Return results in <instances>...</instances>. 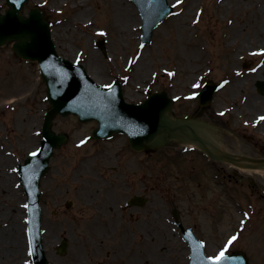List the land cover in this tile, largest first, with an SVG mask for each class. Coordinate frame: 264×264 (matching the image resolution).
<instances>
[{
    "label": "rangeland",
    "instance_id": "1",
    "mask_svg": "<svg viewBox=\"0 0 264 264\" xmlns=\"http://www.w3.org/2000/svg\"><path fill=\"white\" fill-rule=\"evenodd\" d=\"M75 1L52 4L53 0H27L21 12L26 14L33 7L42 10L60 56L78 60L87 70L89 52L96 53L94 64L100 71L92 73V78L102 85L119 79L128 102L139 103L151 92L164 90L174 98L167 113L169 117L180 118L188 112V118L203 123L227 152L264 158V121L256 119L264 116V95L254 85L255 80L264 78L250 77L258 67L260 55L239 54L232 66L242 74L260 103L251 115H242L233 105L231 95L221 89L222 82L231 75L228 62L232 56L223 45L230 38L229 21L235 22L243 16L241 8L228 7L226 12L219 6L221 0H182L173 7L176 2L167 0L173 8L171 14L152 31L150 42L142 44L141 19L131 0L128 3L134 10L135 25L130 37L120 39L109 26L110 13L101 0H81L91 16L89 24L82 21L86 16L76 23L65 22L75 14L70 9ZM6 8L4 0H0V11ZM185 11L187 23L182 30L177 29L176 18ZM197 12L201 13L199 17ZM197 19L198 23L194 24L193 20ZM66 25L68 29H62ZM62 32L63 42L56 35ZM238 33L245 39L253 37L245 27ZM99 38L105 41L106 56L95 46ZM189 44L202 55L195 71H192L194 65L184 59ZM140 53L146 54L148 65L137 74L135 64ZM130 59L134 61L132 65L127 63ZM165 69L174 75L169 77ZM206 82L215 83L216 90L210 103L199 108L198 93ZM194 83L200 87L193 88ZM192 93L195 96L187 99ZM45 96L37 63L19 58L10 42L1 46L0 156L4 158L0 161V172L5 170L12 179L5 183L0 180V209L8 208L10 217L13 207L20 208L18 224L24 239L25 196L18 181L17 165L39 145L43 115L49 107ZM12 98L18 100L14 104H1ZM95 127L96 122L80 123L73 115H56L52 120V129L64 133L67 139L54 150L39 183L42 229L51 241L44 250L46 257L49 252L53 256L51 260L47 257L48 264H131L132 261L156 264L159 258L158 262L163 264H187L188 250L173 224V209L178 210L183 225L192 227L204 242L208 255H214L230 235H237V241L229 249L244 251L250 264H264V172L214 161L197 149L185 150L168 133L163 134L160 144L134 151L121 134L102 140L92 138ZM81 140L86 142L77 147ZM91 183L96 185V195L85 186ZM141 193L148 197L142 208L125 205L130 196ZM102 200L114 208L117 225L114 230L107 226L95 232L88 220ZM67 201L69 208L65 207ZM2 216L0 230L10 223ZM120 227L126 234L122 231L119 234ZM60 239L68 242L64 255L55 251ZM25 244L24 260L19 264H31ZM43 244L45 247L44 241ZM5 246L4 240H0V249ZM134 248L138 253L133 260L128 253ZM139 251L146 253L148 261L140 262Z\"/></svg>",
    "mask_w": 264,
    "mask_h": 264
},
{
    "label": "water",
    "instance_id": "2",
    "mask_svg": "<svg viewBox=\"0 0 264 264\" xmlns=\"http://www.w3.org/2000/svg\"><path fill=\"white\" fill-rule=\"evenodd\" d=\"M6 1L12 8L7 10L5 15L0 16V45L8 39H14L16 41L13 44V49L18 55L38 61L47 86L48 100L51 104V109L45 115L42 128L41 152L33 159L27 160L23 169L28 172L31 161H36L38 174L41 173L46 167L51 149L64 141L62 134L56 135L50 130L52 116L57 112L62 115L77 114L80 121L96 119L99 126L92 133L96 138L109 136L113 131L126 132L133 148H143L144 142L150 141L161 126V117L164 110L169 106L165 93L154 94L138 106L125 104L122 101L119 83H116L115 87L111 89L102 88L86 75L79 63L72 64L56 55L54 44L50 40L49 29L38 9L30 10L28 18H24L18 15L23 0ZM145 1L142 6L140 5L144 20L149 18L148 9L151 6H156L150 22L145 24L147 30L145 38L147 40L150 30L158 20L167 15L169 8L166 7L164 0ZM99 44L103 49L102 41ZM257 87L261 93H264L262 82H257ZM211 91L212 88L200 96V104L208 101ZM217 157L230 162L237 161L235 157L223 152H220ZM257 162L264 163V160ZM36 186L37 177L32 183L29 195L31 198L30 209L31 211L33 209L31 217L35 216V221H38ZM138 203L141 204L142 202ZM32 231L34 234L37 233L38 227L36 228L34 225ZM35 236L34 264H45L39 238L36 234ZM64 248L65 243H62L58 247V252L63 253ZM192 257L193 264H200V255L196 251L193 252Z\"/></svg>",
    "mask_w": 264,
    "mask_h": 264
},
{
    "label": "bare ground",
    "instance_id": "3",
    "mask_svg": "<svg viewBox=\"0 0 264 264\" xmlns=\"http://www.w3.org/2000/svg\"><path fill=\"white\" fill-rule=\"evenodd\" d=\"M67 0H53L52 4H63ZM106 4L107 11L110 13V22L109 26L112 28L113 32L117 34L118 39L123 37H130L131 30L133 29V26L135 25V14L133 8L128 3V0H101ZM169 2H176V0H168ZM221 7L225 8L226 12H228L229 9H232L233 6L237 8H241L243 12V16L239 18V20H236L235 22L229 23L228 26V32L230 34V38L226 43L223 45V47L230 49L231 58L228 62L229 66V72L231 73L229 78H226L225 81H227V84H224L222 87V91L226 92L228 95H231L233 99V105H235L239 112H242V115H251V113L257 109L260 105L258 100L255 96L252 94V89L246 85L245 79L242 76V74L233 69V65L236 63L237 56L239 54L253 52L260 55V60L258 62V67L255 70L254 73L250 75L252 79L255 78H264V0H221L219 3ZM85 2L81 0H77L74 3L71 4V10L74 11V15L67 17L65 19V22L67 23H76L79 22L78 20L82 19V17L86 16V18L83 21V23H90L89 19L91 18L89 11L84 7ZM185 11L183 14H181L179 17L176 18V27L177 29H183V26L187 23ZM113 15V20H112ZM242 24V25H241ZM68 25V24H67ZM63 27L62 29L66 30L68 29V26ZM247 28L252 33V38L245 39L241 37L240 30L243 28ZM58 28V27H57ZM56 28V29H57ZM237 32V33H236ZM236 33V34H235ZM57 36H60L61 41L63 42L65 40V35H63V32L60 34H56ZM250 44V48L248 46ZM65 45V44H64ZM195 48L199 47L197 44H193ZM66 46V45H65ZM188 51L187 54L184 56V59L187 61V64H193L194 67L192 68V71H195L199 68V62L201 61L202 55L199 53L189 44L188 45ZM200 48V47H199ZM196 54V55H195ZM97 60V54L93 51H90L87 57V64L89 66V69H87V73L89 76L92 77V73L98 74L99 69L94 64V62ZM137 65V66H136ZM148 65V60L146 58V54L140 53L137 56V63L135 64V72L142 73L144 67ZM186 67L184 70L186 71ZM191 70V69H190ZM94 79V78H93ZM95 80V79H94ZM96 81V80H95ZM97 82V81H96ZM237 98H240L237 100ZM18 99L12 98L9 99L7 102L1 103L2 105L7 104H14ZM163 122H166L165 117L163 118ZM179 120L169 121L170 125H173L175 123H178ZM193 129L198 132L202 138V141H192L188 131L187 130H179L175 132V136L178 138L177 140H181L184 143H187L191 145L192 147L196 148H208L212 152H216V150H219L223 148L222 143L220 140L216 139L213 134L206 129L204 124H199L197 122H191ZM163 133L161 130L158 131L156 136L154 137V140H152L151 144H156L161 141ZM4 157L0 156V161L3 160ZM246 162L242 161L240 166L244 165ZM256 171H262L264 172V166L258 167L255 169ZM12 179V175H10L8 172L4 170V172H0V180L2 183L10 182ZM87 188L93 193L97 194L96 185L93 183L88 185ZM16 196L15 194L13 195ZM96 197V199H98ZM97 203V202H96ZM101 205H97V207L94 209V212L92 210V216L88 220L89 226L93 227V231L97 232L101 228H111L114 230V228L117 225V215L115 213L114 208L110 207L109 203L105 200L100 201ZM13 204H16L13 202ZM19 207L18 208H12V215L9 217V209H0V215L3 219L10 220L9 225L7 228L0 230V240H4L5 247H2L0 249V264H19L21 263V260H24V244L25 239L24 236L21 234L22 227L19 226ZM2 222V221H0ZM20 223V222H19ZM126 234L123 230V228L120 227L119 234ZM46 232L43 233L42 239L45 243L44 248H48V246L51 244V241L47 238ZM26 246V244H25ZM117 248V246H115ZM120 252V251H119ZM123 253V252H122ZM136 249H131L130 253H128V257L130 259H133L135 257ZM138 253V252H137ZM136 253V254H137ZM139 254H141L140 262H146L148 261L146 253L143 251H139ZM118 254L113 255V257H116ZM124 255V254H123ZM47 257L51 260L53 258L52 254L49 252ZM134 260V259H133ZM158 260H161L160 258L156 260V264H163L161 262H158ZM165 261V260H164ZM23 262V261H22ZM130 264V263H129ZM131 264H134V261H132ZM165 264V263H164Z\"/></svg>",
    "mask_w": 264,
    "mask_h": 264
},
{
    "label": "snow or ice",
    "instance_id": "4",
    "mask_svg": "<svg viewBox=\"0 0 264 264\" xmlns=\"http://www.w3.org/2000/svg\"><path fill=\"white\" fill-rule=\"evenodd\" d=\"M181 3H182V0H176V3H175V5H173V7L179 6ZM173 15H175V13H173ZM196 15H197V17H199L201 15V13L197 12ZM193 23L194 24L198 23V19L197 20H193ZM229 23H231V21H229ZM99 34L100 35H104L105 33L100 32ZM141 47H143V45H141ZM261 51H264V50H261ZM137 55H139V54H137ZM77 59H79V57H77ZM127 63L129 65H132L134 63V61L130 59ZM165 71L167 72V75L169 77L174 75L173 72L167 71V69H165ZM124 79H127V77H125ZM227 83H228L227 81H223L222 84H221V87H223V85L227 84ZM104 87H106L108 89H111L112 85L111 84H106V85H104ZM192 87L193 88H199L200 84L199 83H194L192 85ZM194 96H195V93H192L189 97H186V98L187 99H191ZM220 115H224V113H220ZM256 119H257V122L264 121V116H259ZM85 142H86V140H81L79 142V145H77V147H79L80 145H83ZM38 152H39V149H37L36 151L30 152L29 155L36 156ZM24 207L27 208L28 206L24 205ZM245 216H247V213H245ZM241 224H243V221H241ZM237 239H238L237 235H230L227 238L226 242L223 244V246L220 247L219 250L214 255L206 257L207 264H223V262L227 259L226 253H227L229 247L231 245H233V243L235 241H237ZM200 244H201V247H203L204 242L201 241ZM29 255H31V248L30 247H29ZM25 264H27V262H25Z\"/></svg>",
    "mask_w": 264,
    "mask_h": 264
}]
</instances>
